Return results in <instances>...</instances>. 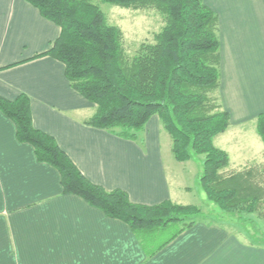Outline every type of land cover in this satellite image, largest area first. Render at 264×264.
Wrapping results in <instances>:
<instances>
[{
    "label": "crops",
    "instance_id": "0c3cea01",
    "mask_svg": "<svg viewBox=\"0 0 264 264\" xmlns=\"http://www.w3.org/2000/svg\"><path fill=\"white\" fill-rule=\"evenodd\" d=\"M203 1L218 18V94L229 113V126L213 143L228 153L229 170L264 164L244 156L249 145L235 140L243 127L249 130L243 139L259 137L252 130L257 134L255 116L264 111V0ZM58 34L26 0H0V96L26 94L33 126L50 134L91 182L122 189L135 203L193 204L184 180L199 179L201 155L175 161L156 114L135 138L85 123L94 104L71 87L60 60L40 54ZM256 147L264 155L263 144ZM178 165L182 179L173 170ZM0 264H264V253L208 218L147 252L125 222L63 193L57 170L16 138L14 123L0 110Z\"/></svg>",
    "mask_w": 264,
    "mask_h": 264
},
{
    "label": "trees",
    "instance_id": "16d2710c",
    "mask_svg": "<svg viewBox=\"0 0 264 264\" xmlns=\"http://www.w3.org/2000/svg\"><path fill=\"white\" fill-rule=\"evenodd\" d=\"M59 27L48 54L64 64L71 87L94 104L85 123L135 138L158 115L171 138L175 160L201 155L200 187L222 210L254 212L264 203V164L229 170L228 153L213 139L229 126L219 100L220 56L217 14L203 0H100L130 8H153L164 20L153 39L128 56L122 32L107 23L93 0H26ZM38 55V54H37ZM0 110L15 136L32 145L38 161L53 166L63 193L80 196L106 216L125 222L147 252H153L196 221L199 209L169 199L146 205L119 188L88 180L48 133L31 121L28 96H0ZM264 146V111L254 120ZM181 223L168 236L161 229Z\"/></svg>",
    "mask_w": 264,
    "mask_h": 264
},
{
    "label": "rangeland",
    "instance_id": "374dc122",
    "mask_svg": "<svg viewBox=\"0 0 264 264\" xmlns=\"http://www.w3.org/2000/svg\"><path fill=\"white\" fill-rule=\"evenodd\" d=\"M93 2L99 5L105 15L107 23L115 25L121 30L122 45L128 56H131L136 52L141 42L151 41L153 39V33L157 32L164 23L162 15L150 7L130 8L109 2H102L100 0H93ZM249 128L250 127L248 126V129ZM243 129L244 130L238 134L239 137H235V140L240 141L241 145H249L248 149L250 151L243 150L241 153L244 154V156H249L251 161L261 162L264 155H260L261 152L257 151L258 147L256 146H258V144L262 145V142L259 137L256 142L251 139H243V133L247 130L244 127ZM252 134L257 137L254 130H252ZM239 138L241 140H239ZM216 144H219L217 139ZM173 170L175 172L177 171V178L182 179L179 175V170H183V166L178 165L177 168ZM185 178L186 179L184 181L191 187L189 202H192L193 204L191 205H195L200 211L196 216V219L208 218V220L220 221L228 226L234 233H237V235H239V237H241L246 243L255 244V246L258 245L260 250L264 253V205L261 210L256 209L254 212H247L243 210L228 213L219 208L216 203L207 199L203 191H201L198 177L194 179L191 175H188ZM261 203L263 204L264 201ZM180 225L181 223L178 222L172 223L168 227L161 229L162 237L168 236Z\"/></svg>",
    "mask_w": 264,
    "mask_h": 264
}]
</instances>
